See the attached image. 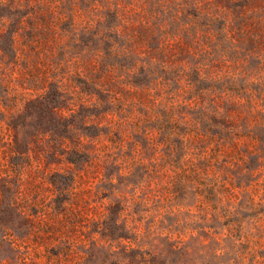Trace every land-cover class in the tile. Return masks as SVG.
Returning <instances> with one entry per match:
<instances>
[{"label": "rangeland", "instance_id": "obj_1", "mask_svg": "<svg viewBox=\"0 0 264 264\" xmlns=\"http://www.w3.org/2000/svg\"><path fill=\"white\" fill-rule=\"evenodd\" d=\"M0 264H264V0H0Z\"/></svg>", "mask_w": 264, "mask_h": 264}]
</instances>
